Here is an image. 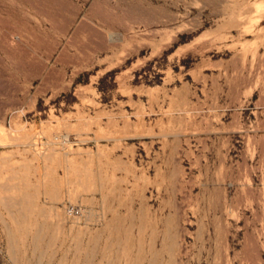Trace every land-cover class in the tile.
Segmentation results:
<instances>
[{
  "label": "rangeland",
  "instance_id": "obj_1",
  "mask_svg": "<svg viewBox=\"0 0 264 264\" xmlns=\"http://www.w3.org/2000/svg\"><path fill=\"white\" fill-rule=\"evenodd\" d=\"M0 264H264V0H0Z\"/></svg>",
  "mask_w": 264,
  "mask_h": 264
},
{
  "label": "built area",
  "instance_id": "obj_2",
  "mask_svg": "<svg viewBox=\"0 0 264 264\" xmlns=\"http://www.w3.org/2000/svg\"><path fill=\"white\" fill-rule=\"evenodd\" d=\"M78 209L76 206H74L73 204H66L64 205V211L67 213V214H76L78 213Z\"/></svg>",
  "mask_w": 264,
  "mask_h": 264
}]
</instances>
